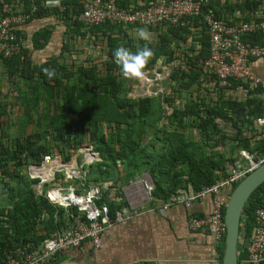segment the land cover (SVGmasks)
<instances>
[{
    "label": "trees",
    "instance_id": "1",
    "mask_svg": "<svg viewBox=\"0 0 264 264\" xmlns=\"http://www.w3.org/2000/svg\"><path fill=\"white\" fill-rule=\"evenodd\" d=\"M6 1L10 4L12 2ZM82 1L63 2L66 5L63 14H69L73 22L68 24L69 31L73 32L83 26L79 21L84 9ZM21 2L23 12L32 13V19L44 18L58 11L57 8H47L42 0ZM118 5L128 7L119 2ZM3 6L0 3V11ZM263 7L262 0H244L242 4L233 5L231 12L233 16L239 11L252 17L262 9L263 16L259 20H263ZM208 9H213L221 18L212 4L208 3L204 7V11ZM12 11L15 12L13 6ZM191 26H201L205 39L202 40L197 61L188 63L191 70L179 68L171 73L170 81L177 83V87H172L173 93L177 94L172 93V97L158 95L128 98L134 80L122 77L113 58L114 50L126 43V37L121 36L125 26L121 24L107 23L92 27L94 30L106 28L110 31L107 35L109 54L103 71L85 64L76 69L57 64L39 67L32 65L24 51L11 58L0 53V58L8 64L9 79L20 77L27 80L32 86L31 95L36 93L42 96L41 93L46 91L53 100L52 111L48 114L49 129L18 138L14 145L0 140V264H6L7 254L16 247L42 246L56 230L72 225L78 214L76 209L68 211L39 195L34 189L39 180L30 179L23 169L30 162L40 163L43 156L54 154L56 149L68 162L73 152L84 145H93L102 162L94 165L90 174L96 171L104 179L117 178L118 181L127 182L145 169L154 182L153 197L162 201L169 200L179 189L191 186L198 191L229 175L228 163L233 164L234 152L228 156L218 151L209 152L208 142L214 135L222 134L218 119L238 129L255 125L256 119L264 114V99L258 95L260 85L250 89L247 99L241 102L226 100L211 106L205 102L190 101L182 107L175 104L200 80L203 63L210 55L208 28L202 17L188 19L184 26H170L171 34L163 35L160 44H142L141 48L148 47L154 52L146 72L151 74L162 57H165V64L175 60L173 52L167 50V44L174 41L171 40L172 35L181 31L188 33ZM49 32L38 33L36 41L41 42L38 38L46 40ZM244 40L262 44L264 34L245 36ZM44 45L42 42L38 44L41 47ZM199 60L202 63L198 65ZM44 68H54L56 78L49 81L43 74ZM34 79L41 81L40 89L33 82ZM195 129L199 137L193 135ZM242 131L240 129V133ZM221 139H226L225 135ZM245 143L249 144L250 140ZM245 148L249 149L247 145ZM256 148L262 151L264 140L259 141ZM249 152L253 154V150ZM119 164L123 170L122 177L118 170ZM263 202L264 184L252 195L243 213L241 237L244 243L239 245V264H249L245 261V243L254 231L256 211ZM225 239L226 236L220 244V264Z\"/></svg>",
    "mask_w": 264,
    "mask_h": 264
},
{
    "label": "crops",
    "instance_id": "2",
    "mask_svg": "<svg viewBox=\"0 0 264 264\" xmlns=\"http://www.w3.org/2000/svg\"><path fill=\"white\" fill-rule=\"evenodd\" d=\"M42 1L46 5L45 0ZM88 1L91 0H83L82 3L85 4ZM145 1L117 0L120 4H125L128 7L139 6ZM207 1L213 5L215 10L219 11L221 19L226 22L241 23L252 18L247 13L240 12V15L233 16L231 12L233 5L242 4L244 0ZM63 2L65 0H61L58 7L47 6L49 9L57 8L58 11L55 14L52 13L44 18L32 19L31 17L26 24L17 27V31L23 39V51L28 54L32 65L39 67L57 64L61 67L76 69L81 64H85L96 66L99 71L105 70L109 54L107 35L110 34V31L106 28L102 30L89 28L84 25L80 17L82 28L73 32L69 31L68 24L71 25L73 22L69 14H63L66 10V5ZM22 4L21 0H12L10 5L13 6L15 13H21L23 12ZM262 11V9L259 10L261 13ZM140 28L147 29L151 34L149 41L141 40L138 37L137 29ZM122 30L124 31L121 36L126 37L127 43L122 47L134 53L141 49L142 44L148 45L147 42L160 44L162 36L170 33L169 27L147 28L133 25L123 27ZM203 30L201 26H191L188 33L181 31L172 35L171 40L174 41L167 44V50L173 52L175 60L165 64V57H162L151 74L146 72L143 82H133L128 98L136 99L158 95L172 97L174 91L172 87H177V83L170 81V75L179 68L186 71L191 70L188 63L197 61V56L202 48V40L205 39ZM41 31H50L46 40L38 38L45 44L44 47L38 46L41 42L36 41L37 35ZM201 63L202 61L199 60L198 65ZM250 66L255 75L262 80L258 95L264 99V57L253 59ZM155 69L163 75L160 80H155L159 79L156 77ZM147 77L155 83L148 82ZM36 80L34 79L33 82L40 89L41 81ZM31 89L32 86L27 80L20 77L9 79L8 64L0 58V140L14 145L18 138L49 129L50 117L48 114L52 111L53 100L46 91L44 94L41 93L42 96L36 93L31 95ZM249 90V85L246 82H234L231 87L224 89L219 85L216 77L207 73L203 68L200 80L188 90L184 98L175 104L182 107L190 101L205 102L211 106L226 100L241 102L247 99ZM37 105L38 107H36ZM60 111L63 113L62 109ZM217 121L222 134L214 135L207 147L209 152L218 151L227 154V156L230 152H234V162L233 164L228 163V171L233 166L249 165L252 157L254 160L264 157V152H262L264 148L262 151L257 148L252 149L257 147L259 141L264 140V125H259L255 121L254 126L248 128L241 126L240 129L243 131L240 133V129L233 127L231 123L221 119ZM192 132L193 135L199 137L196 129ZM222 135H225L226 139H221ZM249 140L250 143L246 144L245 142ZM245 145L249 147L250 151L253 150V154L244 151L248 150ZM83 148L93 152L91 159L79 149L73 152L68 162L64 160V156L59 153L58 149L54 154H48L60 160L64 168L57 173L56 180L44 185V192L48 193V191L52 192L58 189L61 191L60 188L64 187L77 194H84L91 188L99 187L102 190L104 202L110 208L111 217L122 220L103 233L102 247L99 250L86 241L81 249L63 251L55 260L47 264H220V245L210 233H199L190 229V212L183 205L176 204L164 209L162 200L154 197L151 200L148 198L142 187V180L148 178L153 185L154 182L147 170L144 169L141 174H137L134 179L127 182L118 181L117 178L104 179L99 177L98 172H96L97 176L87 180L88 174L92 173L93 166L101 163L102 158L93 145H84ZM238 149H240L239 153L242 157H246L247 163L239 162ZM206 154H208L207 151ZM43 160L44 156L40 163L30 162L23 168L30 179H32L29 175L31 165H40ZM118 167L122 177V167L120 164ZM74 170L75 174L72 173ZM63 171L66 172V176L62 175ZM73 179H79L82 182L73 183L71 182ZM188 189L189 187L178 191ZM211 207L212 198L208 197L195 203L192 212L207 215L211 211Z\"/></svg>",
    "mask_w": 264,
    "mask_h": 264
},
{
    "label": "built area",
    "instance_id": "3",
    "mask_svg": "<svg viewBox=\"0 0 264 264\" xmlns=\"http://www.w3.org/2000/svg\"><path fill=\"white\" fill-rule=\"evenodd\" d=\"M0 3L4 4L0 11V53L11 58L21 54L23 45V39L14 30L26 24L32 14L15 13L6 0H0ZM208 3L207 0H146L139 6L125 8L119 6L117 0H91L84 4L80 20L89 28L107 23L125 27L135 25L157 28L184 26L186 20L202 17L210 40V55L203 63L205 71L216 77L219 85L224 88L231 87L234 82H246L249 89L257 88L262 80L252 71L250 64L253 59L264 57V43L254 44L245 41L244 37L256 33L264 34V19L259 20L263 13L258 12L241 23L226 22L213 9L204 11ZM236 14L240 15V12ZM155 73L159 78L155 80H160L162 73H158L156 69ZM146 79L155 83L149 77ZM256 123L264 125V114L256 119ZM79 150L89 159L92 158L93 152L90 149L81 147ZM263 163L264 157L258 160L251 158L249 165L233 166L227 177L219 179L211 186H204L198 191L189 186L188 190L177 191L169 200L163 201V208L183 205L190 212V229L194 232L210 233L220 245L226 236L224 219L229 196L249 173ZM41 164H33L29 168L30 177L39 180L34 186L35 191L68 211L76 209L78 214L72 225L55 231L42 246L32 248L25 245L11 250L7 254L6 264H47L63 251L81 249L86 241L99 250L102 247L103 233L122 220L111 217L110 208L104 202L99 187L91 188L84 194H77L64 187L60 188L61 191L58 189L44 192V185L56 180L57 173L62 171L64 165L52 155H45ZM72 173L75 174V170ZM142 187L148 198L153 199L154 185L150 179H143ZM208 197L212 198V207L207 215L192 212L195 203ZM245 244V261L249 264H264V202L256 211L255 228Z\"/></svg>",
    "mask_w": 264,
    "mask_h": 264
},
{
    "label": "water",
    "instance_id": "4",
    "mask_svg": "<svg viewBox=\"0 0 264 264\" xmlns=\"http://www.w3.org/2000/svg\"><path fill=\"white\" fill-rule=\"evenodd\" d=\"M253 158V157H252ZM264 184V163L249 173L232 191L225 212L226 239L221 264H239L242 217L252 195Z\"/></svg>",
    "mask_w": 264,
    "mask_h": 264
},
{
    "label": "clouds",
    "instance_id": "5",
    "mask_svg": "<svg viewBox=\"0 0 264 264\" xmlns=\"http://www.w3.org/2000/svg\"><path fill=\"white\" fill-rule=\"evenodd\" d=\"M45 3L48 7H58L61 3V0H45ZM14 32L18 37H21L18 34L17 27L15 28ZM137 34L141 40L149 41L151 39V34L145 28L137 29ZM23 50L24 43L22 45V52ZM153 56L154 52L148 47L138 49L134 53L131 50L121 46L117 47L113 52L114 63L119 68L122 77L125 80H134L140 82L144 81L146 77L147 66L149 65ZM42 71L44 76L49 81L56 78L57 73L54 68H44Z\"/></svg>",
    "mask_w": 264,
    "mask_h": 264
},
{
    "label": "rangeland",
    "instance_id": "6",
    "mask_svg": "<svg viewBox=\"0 0 264 264\" xmlns=\"http://www.w3.org/2000/svg\"><path fill=\"white\" fill-rule=\"evenodd\" d=\"M144 92V91H143ZM146 93H147V90H146ZM50 121V120H49ZM40 132H42V131H40ZM256 147H254V148H252V149H255ZM241 149V148H240ZM240 149H238L237 150V158L239 159V162L240 163H242V164H245V163H247V159H245L246 157H242V155L239 153L240 152ZM248 151H250V149H248ZM95 173H93V174H88V177L86 178L87 180H89L91 177H95V176H97L96 175V171H94ZM59 175V174H58ZM62 175L63 176H66V172L65 171H63L62 172ZM71 182H73V183H81L82 181L81 180H79V179H73Z\"/></svg>",
    "mask_w": 264,
    "mask_h": 264
}]
</instances>
